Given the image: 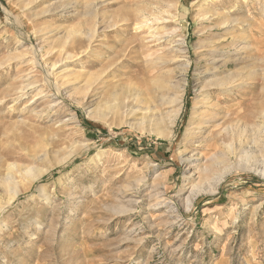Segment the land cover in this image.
Here are the masks:
<instances>
[{
  "label": "rangeland",
  "instance_id": "1",
  "mask_svg": "<svg viewBox=\"0 0 264 264\" xmlns=\"http://www.w3.org/2000/svg\"><path fill=\"white\" fill-rule=\"evenodd\" d=\"M159 1L0 0V264H264V0Z\"/></svg>",
  "mask_w": 264,
  "mask_h": 264
},
{
  "label": "bare ground",
  "instance_id": "2",
  "mask_svg": "<svg viewBox=\"0 0 264 264\" xmlns=\"http://www.w3.org/2000/svg\"><path fill=\"white\" fill-rule=\"evenodd\" d=\"M178 1V0H177ZM178 3V2H177ZM151 8L148 9H139L137 12V18L135 20V30L136 31H143L145 29H151L153 28L154 25H159L162 24L165 26L166 23H164L165 21L168 20V18L175 19L176 18V14L175 12L178 11V5L176 4V0H160L159 3H157L156 5H151ZM128 20V19H127ZM170 20V21H171ZM131 21V20H130ZM224 23V22H223ZM116 26V25H114ZM164 28V27H163ZM162 29V28H161ZM159 30V28H158ZM164 31V30H163ZM177 30H174V32H170L171 36L173 34L176 33ZM157 32V31H156ZM169 37V36H168ZM94 36H91V39H93ZM171 38V37H170ZM90 39V40H91ZM171 41V40H170ZM178 45H176L177 47L173 50L171 49V51H169V54L173 57H170L169 59H167L166 56H162V58H160V64L163 67H168L170 66V64H175L176 62L181 63V68L185 71H187L191 65V62L188 60L187 58V52L185 49V40L183 39H179L178 40ZM220 45V44H219ZM217 46V45H216ZM215 46V47H216ZM221 46V45H220ZM90 47H88L89 49ZM219 48V46H218ZM216 48V50L218 49ZM215 49V48H214ZM224 48H221V50ZM220 50V49H219ZM173 54V55H172ZM146 60H150L149 59V55H146L144 57ZM152 59V58H151ZM171 72L174 73V70L171 69ZM207 73H209V68L205 71L204 75H206ZM240 81V79L237 78H233V79H227V78H222L219 80H216L214 83H211L209 85H207V88L209 87L211 88H218V89H225V91H231L233 90L236 86H237V82ZM174 88H176V86L172 83L171 84ZM180 85L178 86L179 89ZM181 88V87H180ZM116 96V95H115ZM139 96L136 94H133L131 91H127L125 93H119L118 95V100L120 101L119 103V107L121 109H125V111H128V113H136L137 111L139 112V110H141L139 108ZM35 100V99H34ZM33 100V101H34ZM146 102H149V99H146ZM34 103V102H33ZM180 103H182V100L180 101ZM179 103V104H180ZM156 104V103H155ZM2 105V104H1ZM157 106L161 107V104H156ZM154 108L151 106H149V104L146 105L145 108V112L141 111L143 118H147L149 120H151L152 118L155 119L156 114H152V112H157L156 107ZM120 112V111H118ZM129 115V114H128ZM209 119V118H208ZM208 119H206L208 121ZM156 120V119H155ZM261 126H260V130H261V134H264V114H263V118H261ZM206 122V121H205ZM173 123V122H172ZM204 126V124H202V121H197L196 125H194L192 128L196 129H202ZM230 127V126H229ZM237 127V126H236ZM191 128V129H192ZM232 129V128H231ZM227 130V129H226ZM229 130V129H228ZM242 130V129H241ZM233 131V130H231ZM230 132V131H229ZM237 132V131H235ZM239 132V131H238ZM199 133V131H198ZM202 133V132H201ZM161 135H163L162 133H160ZM190 134V130L187 133V135ZM228 134V133H227ZM226 134V135H227ZM199 135V134H198ZM225 135V134H224ZM233 135V134H232ZM230 137V135H228ZM227 136V137H228ZM234 136V135H233ZM244 136V134H243ZM235 137V136H234ZM239 138V137H238ZM242 138V134L240 135V140ZM244 138V137H243ZM241 143V142H240ZM243 143V140H242ZM232 145L233 143H231L230 145L227 146L228 149H232ZM59 153V151L56 150H50V148H46L45 150H43V152L38 156V160L39 161H43L48 159L50 156H52V154L54 155V153ZM25 174L27 177H29L30 179H32L33 181L35 179H38V177H40L43 174V171L39 170L38 167H31L25 170ZM18 175H22L21 172H17V171H11L8 174V178L7 180L4 181V185L9 189L11 188V185H15L17 184L18 181ZM191 176V175H190ZM189 176V177H190ZM30 183H32V181L30 180ZM14 186V187H15ZM197 187V186H194ZM21 192L20 189H18L17 187L12 188L10 194V197L8 199H0V219L2 217V214L5 212V210L10 206V204L13 202V200L19 195V193ZM198 192V191H197ZM191 194V192H190ZM197 194V193H196ZM193 195V194H192ZM190 196V195H189ZM194 196V195H193ZM6 197V196H5ZM192 197V196H191ZM196 197V195H195ZM189 200V199H188ZM189 203V202H188Z\"/></svg>",
  "mask_w": 264,
  "mask_h": 264
},
{
  "label": "trees",
  "instance_id": "3",
  "mask_svg": "<svg viewBox=\"0 0 264 264\" xmlns=\"http://www.w3.org/2000/svg\"><path fill=\"white\" fill-rule=\"evenodd\" d=\"M83 123L85 124V126L89 127L88 123L85 120H83Z\"/></svg>",
  "mask_w": 264,
  "mask_h": 264
}]
</instances>
